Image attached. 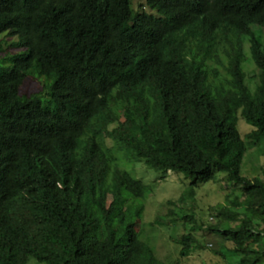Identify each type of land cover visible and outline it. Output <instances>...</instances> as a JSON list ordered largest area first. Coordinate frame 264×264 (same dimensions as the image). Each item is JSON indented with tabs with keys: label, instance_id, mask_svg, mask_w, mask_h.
Returning a JSON list of instances; mask_svg holds the SVG:
<instances>
[{
	"label": "trees",
	"instance_id": "1",
	"mask_svg": "<svg viewBox=\"0 0 264 264\" xmlns=\"http://www.w3.org/2000/svg\"><path fill=\"white\" fill-rule=\"evenodd\" d=\"M145 1L149 12L0 0V35L22 46L0 63V264H166L135 229L151 188L122 159L183 175L178 202L223 174L242 199L207 231L236 264H264V178L241 176L244 140L264 142V42L251 30L264 29V0ZM28 76L43 94L20 96ZM191 232L175 240L180 258L205 249Z\"/></svg>",
	"mask_w": 264,
	"mask_h": 264
},
{
	"label": "rangeland",
	"instance_id": "2",
	"mask_svg": "<svg viewBox=\"0 0 264 264\" xmlns=\"http://www.w3.org/2000/svg\"><path fill=\"white\" fill-rule=\"evenodd\" d=\"M145 2V0H132V8L138 10L141 6L145 12H149L145 8ZM251 30L257 40L264 42V29L254 25ZM16 42V37L0 35L1 64L11 62L13 56L22 52V46H16L19 39ZM243 42L245 57L249 60V39L244 38ZM248 64L252 65L250 62L243 65L245 72L251 70ZM43 93V80L32 76L26 77L19 89L20 96L26 98ZM124 118L125 114L121 113L120 120L123 121ZM237 129L242 137L253 130L240 117H238ZM244 142L247 150L242 160L241 176L248 179L264 178V142L256 146H251L246 139ZM119 166L151 188L143 202L142 218L137 222L135 229L140 231L144 242L154 249L160 261L166 264H236L238 257L231 252L232 245L222 243L218 236L207 231L208 226L220 223L216 212L224 208L232 209L231 200L242 199L241 193L226 181L223 174H217L215 182L198 187L193 200L184 198L183 202H178L189 184L183 175L173 172L159 175L160 171L146 168L143 164L126 162L124 159ZM174 212L178 218L182 213L192 215L193 221L184 222L174 216ZM191 230L197 242L205 249L194 250L188 257L180 258L178 255L180 247L175 244V240ZM218 252L220 255L217 254ZM29 264L38 263L30 260Z\"/></svg>",
	"mask_w": 264,
	"mask_h": 264
},
{
	"label": "clouds",
	"instance_id": "3",
	"mask_svg": "<svg viewBox=\"0 0 264 264\" xmlns=\"http://www.w3.org/2000/svg\"><path fill=\"white\" fill-rule=\"evenodd\" d=\"M139 180V179H138Z\"/></svg>",
	"mask_w": 264,
	"mask_h": 264
}]
</instances>
